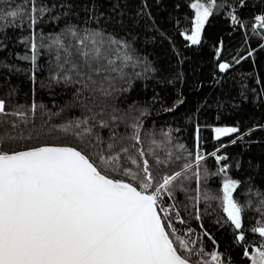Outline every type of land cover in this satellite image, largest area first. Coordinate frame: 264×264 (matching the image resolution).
<instances>
[{"label":"trees","instance_id":"obj_1","mask_svg":"<svg viewBox=\"0 0 264 264\" xmlns=\"http://www.w3.org/2000/svg\"><path fill=\"white\" fill-rule=\"evenodd\" d=\"M193 1L35 0L38 8L48 11L42 16L35 13L38 23L30 27L32 0H0V99H5L8 111L22 106L27 112L33 103L37 105L26 126L0 128L13 137L0 147L9 151L45 145L80 149L84 147L81 140L61 130L70 121L91 118L93 131L105 141L110 130L131 135V125L139 123L144 141L139 147H148L147 133L161 144L157 151L162 156L168 150L179 154L183 150L177 146L183 144L193 153L189 160L194 171L199 129V151L206 157L201 170H208L201 190L222 196L224 174L219 168L227 165V175L240 182L234 198L243 207V227L236 230L227 221L219 199L195 204L177 192V201L187 205V211L178 209L181 218L186 230H194L192 238H200L197 247L206 253L218 251L223 264H252V253L264 245V238L251 231L264 221V212L258 211V194H264V27L255 20L264 15V0H216L196 45L183 35L191 33ZM17 8L25 14L5 15ZM233 15L238 23L232 21ZM69 29L81 37L100 32L105 39L127 44V48L113 46L109 54L117 67L127 64L122 78L103 60L92 65L99 72L89 69ZM33 34L38 45L35 64L31 60ZM125 53L133 59L123 61ZM221 63L229 68L221 72ZM100 121L108 127L100 128ZM225 126L239 131L216 139L214 129ZM169 131L170 144L162 134ZM212 152L227 159L217 163ZM180 163L171 170H179ZM186 186L194 197L195 177ZM196 208L200 220L195 218ZM241 231L244 241L236 239ZM246 250L249 256L244 255ZM197 259H210V255L193 257Z\"/></svg>","mask_w":264,"mask_h":264},{"label":"snow or ice","instance_id":"obj_2","mask_svg":"<svg viewBox=\"0 0 264 264\" xmlns=\"http://www.w3.org/2000/svg\"><path fill=\"white\" fill-rule=\"evenodd\" d=\"M216 6V0H208V6L200 0L191 4L195 10L191 34L183 35L192 45L201 42L202 30ZM46 11L48 9L38 8L32 0L30 27L38 23L34 14L39 12L42 16ZM24 14L17 8L5 15L16 18ZM255 20L264 27V15L256 16ZM232 21L239 22L234 15ZM69 32L77 38V51L89 69L99 72L100 69H93L92 65L103 60L122 78L127 64L117 67L109 56L114 51L113 46L122 45L121 41L105 39L100 32L82 37L74 29ZM56 42L60 43L59 39ZM31 51L35 64L38 53L35 34ZM65 51L71 55L68 49ZM132 59L127 53L122 58L125 62ZM228 68L227 63L219 65L221 72ZM36 110L37 105L33 103L27 112L22 106L8 111L5 99H0V128L6 125L18 128L21 123L26 126L29 114L34 116ZM90 119L70 121L61 128L81 140L84 147L80 149L45 145L9 151L0 147V264H223L218 251L206 253L203 247H197L200 238H192L193 229L180 234L174 223H185L178 209L183 207L187 211V205L176 199L177 192H183L195 204L202 199H219L227 221L236 230L243 227V207L234 198L240 182L227 175V165L219 168V173L224 174L222 196L213 197L201 190V181L207 179L208 170H201L206 157L199 151V129L193 171V162L189 160L193 153L183 144L177 146L183 150L179 154L168 150L162 156L157 151L161 144L152 133H147L148 147H139L144 143L139 123L131 125V135H119L110 130L105 141L99 132L93 131ZM98 126L107 128L108 124L100 121ZM238 131L236 127L214 129L216 139ZM162 134L170 144V131ZM12 138L0 132V145ZM211 156L217 163L227 159L217 156L216 152ZM181 161L179 170H171L172 165ZM193 177L197 185L194 197L189 195L186 186ZM258 195L261 196L258 211L264 212V194ZM195 218L201 219L199 208H196ZM251 231L264 238V221ZM236 239L245 240L243 231ZM206 255H210V259L193 260L194 256ZM244 255L249 256V252L246 250ZM251 261L264 264V245L251 255Z\"/></svg>","mask_w":264,"mask_h":264},{"label":"built area","instance_id":"obj_3","mask_svg":"<svg viewBox=\"0 0 264 264\" xmlns=\"http://www.w3.org/2000/svg\"><path fill=\"white\" fill-rule=\"evenodd\" d=\"M170 203V202H169ZM174 223H176V227L178 228V229H180V234H183L184 232H185V230H186V225L185 224H179L178 222H175L174 221Z\"/></svg>","mask_w":264,"mask_h":264},{"label":"rangeland","instance_id":"obj_4","mask_svg":"<svg viewBox=\"0 0 264 264\" xmlns=\"http://www.w3.org/2000/svg\"><path fill=\"white\" fill-rule=\"evenodd\" d=\"M196 0H194L192 3H195ZM201 3H204L206 6H208V2H204V1H200ZM191 3V4H192ZM194 11V17H193V21H194V18H195V10L193 9ZM191 33H189L188 35H190ZM225 127H230V126H225ZM217 128V127H216ZM215 133V132H214ZM256 251H254L252 254H254Z\"/></svg>","mask_w":264,"mask_h":264},{"label":"water","instance_id":"obj_5","mask_svg":"<svg viewBox=\"0 0 264 264\" xmlns=\"http://www.w3.org/2000/svg\"><path fill=\"white\" fill-rule=\"evenodd\" d=\"M47 146H62V145H47Z\"/></svg>","mask_w":264,"mask_h":264}]
</instances>
